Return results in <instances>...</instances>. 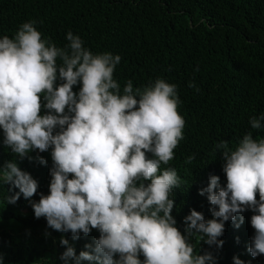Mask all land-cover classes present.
Returning a JSON list of instances; mask_svg holds the SVG:
<instances>
[{"label":"clouds","instance_id":"clouds-1","mask_svg":"<svg viewBox=\"0 0 264 264\" xmlns=\"http://www.w3.org/2000/svg\"><path fill=\"white\" fill-rule=\"evenodd\" d=\"M35 25L24 22L12 38H0V130L3 146L20 161L51 149L49 194L31 199L38 181L16 159L0 167V183L11 185L10 192L18 189L5 197L6 204H16L22 195L35 218L70 232L74 241L93 229L99 232L79 255L61 237L63 264H217L213 252L197 254L191 240L222 248L225 223L239 228L249 210L254 235L247 252L253 258L264 255V139L249 132L234 147L226 140L216 144L225 160L226 186L218 176L209 177L199 194H207L213 218L190 210L182 234L171 198L182 180L175 168H162L183 139L177 85L158 78L134 89L128 80L121 92L113 78L120 55L93 54L71 31L68 44L57 47L42 39ZM189 87L200 91L194 82ZM262 121L264 115L252 116L249 124L259 130ZM37 159L47 164L42 156Z\"/></svg>","mask_w":264,"mask_h":264},{"label":"trees","instance_id":"trees-1","mask_svg":"<svg viewBox=\"0 0 264 264\" xmlns=\"http://www.w3.org/2000/svg\"><path fill=\"white\" fill-rule=\"evenodd\" d=\"M33 20L42 39L50 38L57 47L68 44L66 35L71 31L93 54L120 55L113 78L121 92L128 80L134 89L158 78L177 85L178 112L185 121L183 139L174 149V159L162 165L175 168L182 180L181 187L173 189L172 215L182 234L190 210L212 219L213 206L199 190L208 186L211 175L226 186L225 160L216 144L226 140L234 147L249 132L264 139V127L255 130L249 124L250 117L264 115V0H0V38H12L22 23ZM190 81L199 92L189 87ZM80 87L73 86V91L78 93ZM45 112L42 107L41 115ZM2 140L0 130V167L16 159L38 181L37 194L31 199L38 201L40 193L48 195L51 149L31 152V161H20ZM39 156L47 164H40ZM189 156L194 159L187 164ZM10 188L0 183L4 264H63L59 259L65 250L61 237L69 240L77 255L99 237L93 229L74 241L70 232L48 228L45 218H35L29 200L22 195L16 204H6L5 197L18 191L10 192ZM242 215L239 228L232 221L225 223L219 238L224 242L222 248H209L192 239L196 253L213 252L217 264H234L233 257L244 264H264V255L253 258L247 252L254 235L253 212Z\"/></svg>","mask_w":264,"mask_h":264}]
</instances>
